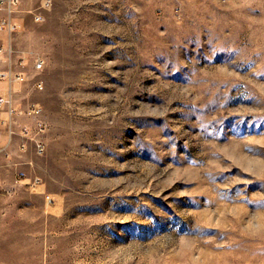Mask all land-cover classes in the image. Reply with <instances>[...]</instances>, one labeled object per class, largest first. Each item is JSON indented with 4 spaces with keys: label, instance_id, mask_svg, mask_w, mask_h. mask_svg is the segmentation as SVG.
Returning a JSON list of instances; mask_svg holds the SVG:
<instances>
[{
    "label": "rangeland",
    "instance_id": "1",
    "mask_svg": "<svg viewBox=\"0 0 264 264\" xmlns=\"http://www.w3.org/2000/svg\"><path fill=\"white\" fill-rule=\"evenodd\" d=\"M20 3L0 45L49 127L21 216L68 219L58 260L264 264V0Z\"/></svg>",
    "mask_w": 264,
    "mask_h": 264
},
{
    "label": "crops",
    "instance_id": "2",
    "mask_svg": "<svg viewBox=\"0 0 264 264\" xmlns=\"http://www.w3.org/2000/svg\"><path fill=\"white\" fill-rule=\"evenodd\" d=\"M21 1L22 10L27 11L39 9L45 0ZM22 16L26 14L22 12L17 15L18 18ZM1 17L2 13H0ZM4 35L0 33V38ZM0 65L5 69L7 67L1 62ZM30 79L32 77L28 75L26 83L18 85L20 87L13 93L14 102L18 106L29 105V103L24 104L20 101L19 93ZM7 91L6 83L0 81V96L7 94ZM9 119L7 113L0 111V264H66L58 260L57 250L61 249V246L57 245V241L65 238L68 242V234L53 233L55 232L54 227L59 222L60 224L68 222V219L55 216H21L23 211L35 208L34 199H41L46 189L44 184L35 188L28 185L32 179L41 178L37 175L36 169L41 157L35 154L33 143H28L27 151H22L21 139L16 135L9 136L8 127L2 124L3 121L8 122ZM12 120L14 121L12 128L16 131L20 126L33 127L34 125L33 120L27 117H13ZM20 179L27 180L20 181ZM33 246L37 251L34 256L28 252ZM46 250L54 254L50 255L47 260H45Z\"/></svg>",
    "mask_w": 264,
    "mask_h": 264
},
{
    "label": "built area",
    "instance_id": "3",
    "mask_svg": "<svg viewBox=\"0 0 264 264\" xmlns=\"http://www.w3.org/2000/svg\"><path fill=\"white\" fill-rule=\"evenodd\" d=\"M21 11L20 0H0V12H4L6 17L0 20V31L7 32L9 34L14 33L17 30V23L14 22L13 16ZM37 21L42 20L41 16H35ZM15 54L11 43L7 45H0V62L6 65H12V59ZM34 55V54H33ZM33 64L37 73L41 72L45 67V60L38 55H34ZM24 61L20 64L22 65ZM0 80L4 81L8 88V93L0 96V111L9 115L8 122L3 121L2 124L8 127V134L10 137L18 136L21 139V150L27 151L28 143H33L34 152L37 156H43L46 152L45 135L48 131V123L44 119V109L39 104H29L26 107L18 106L13 99V87L18 84H24L27 81L26 73L23 71H16L11 67H7L5 70L0 71ZM35 87L42 89V82H36ZM13 117H27L33 120V127L20 126L16 131L12 128L14 121ZM27 179H20V181H26ZM28 185L36 187L41 185L40 178H34L29 181ZM48 204H53L54 199L49 195L46 196Z\"/></svg>",
    "mask_w": 264,
    "mask_h": 264
}]
</instances>
